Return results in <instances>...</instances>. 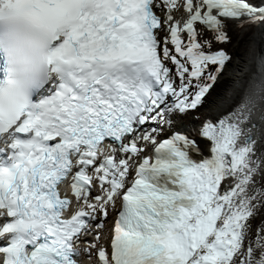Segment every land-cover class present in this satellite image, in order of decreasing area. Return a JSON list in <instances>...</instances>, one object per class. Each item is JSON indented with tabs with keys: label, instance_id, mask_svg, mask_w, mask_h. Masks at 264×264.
Instances as JSON below:
<instances>
[{
	"label": "snow or ice",
	"instance_id": "1",
	"mask_svg": "<svg viewBox=\"0 0 264 264\" xmlns=\"http://www.w3.org/2000/svg\"><path fill=\"white\" fill-rule=\"evenodd\" d=\"M253 28L264 0H0V264H264V135L194 119Z\"/></svg>",
	"mask_w": 264,
	"mask_h": 264
},
{
	"label": "bare ground",
	"instance_id": "2",
	"mask_svg": "<svg viewBox=\"0 0 264 264\" xmlns=\"http://www.w3.org/2000/svg\"><path fill=\"white\" fill-rule=\"evenodd\" d=\"M246 46L227 69L235 76L230 86L231 96L215 104L210 116L229 109L250 112L251 121L257 125L253 133L259 139L264 135V34H258L256 29L250 45Z\"/></svg>",
	"mask_w": 264,
	"mask_h": 264
},
{
	"label": "rangeland",
	"instance_id": "3",
	"mask_svg": "<svg viewBox=\"0 0 264 264\" xmlns=\"http://www.w3.org/2000/svg\"><path fill=\"white\" fill-rule=\"evenodd\" d=\"M255 34L256 29L254 28L247 30L243 34H241L239 30H235L232 35V42L230 44L223 45V47H225L235 58V56L239 55V53L241 54L242 51L244 52L246 50V45H250L251 38ZM232 74V71L226 70L223 74V77L220 79L219 84H217L215 89L212 90V93L210 95L211 98L207 102V107L203 110L206 115L211 114L214 109V105L219 104L221 99H227L231 96L230 86L231 84H233L235 78V76ZM203 118L204 116H201V119Z\"/></svg>",
	"mask_w": 264,
	"mask_h": 264
}]
</instances>
